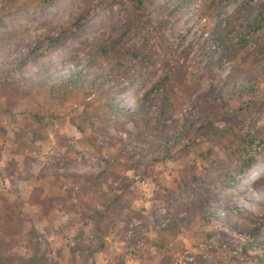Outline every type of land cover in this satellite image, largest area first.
I'll return each mask as SVG.
<instances>
[{"label":"rangeland","instance_id":"rangeland-1","mask_svg":"<svg viewBox=\"0 0 264 264\" xmlns=\"http://www.w3.org/2000/svg\"><path fill=\"white\" fill-rule=\"evenodd\" d=\"M10 1L0 0V219L18 222L20 232L0 241V264H107L118 252H127L125 264H264L259 243L264 240V144L234 186L222 187L225 173L238 162L214 137V130L228 123L241 133L264 128V51L258 68L242 76L243 83L256 82L255 92L232 99L240 83L225 85L226 78L254 41L228 63L222 47L214 46L209 56L200 50L221 20L234 28L236 39L264 0H216L206 16L201 0H143L137 19L153 27L151 42L136 28L126 33L136 0H51L35 12H8ZM77 21L83 27L76 37L36 51L40 42L73 30ZM122 35L127 45H144L147 75L139 80L128 71L95 94L109 95L130 112L124 129L102 126L95 117V125L80 132L70 119L81 105L23 95L30 82L48 86L65 78L100 42ZM259 35L264 39V32ZM107 65L88 80L105 76ZM163 100L176 113L156 122ZM161 133L183 135L154 156L143 139ZM57 135L80 151L74 161L69 160L75 152L60 146ZM88 136L95 137L100 152L81 142ZM115 156L126 170L104 184L109 206L66 211L62 200L76 189L72 177H98ZM191 170L197 180L187 178L195 186L189 192L180 182L181 173ZM34 191L39 195L30 203ZM174 218L179 231L161 248L159 228ZM211 231L218 234L208 239ZM101 243L109 249L101 251Z\"/></svg>","mask_w":264,"mask_h":264},{"label":"trees","instance_id":"trees-1","mask_svg":"<svg viewBox=\"0 0 264 264\" xmlns=\"http://www.w3.org/2000/svg\"><path fill=\"white\" fill-rule=\"evenodd\" d=\"M51 0H11L10 6L6 10L8 12L17 9H26L30 11H37L39 8L46 6ZM137 5L134 7V13L126 29V33H130L134 28L138 29L144 35L145 40L148 42L153 38V27H148L137 19L138 11L141 9L144 1L136 0ZM203 6L202 15H209L212 10H215L216 0H201ZM2 13V12H0ZM82 21H77L74 24L73 30H64L56 36L47 38L44 44L40 42L36 47L39 51L44 47L45 49H54L66 39L76 37L82 30ZM234 28L229 22L223 20L216 22L211 35L207 38L206 43L201 47L203 55H212L213 48L222 47L224 49V62L228 63L236 59L241 52L248 46L251 41H254V49L246 53L241 58V66L234 67L229 72L226 78L225 85L231 82H238L233 89L231 98L242 99L245 96L252 95L256 90V82L243 83L242 76L248 72L254 71L258 68V63L261 60V53L264 51V39L259 35L264 32V6L257 12L256 15L248 21L245 29L239 32L236 39L233 38L232 33ZM124 35V34H123ZM123 35L113 41H102L95 48L94 52L85 60L78 70L69 74L61 80H57L50 85L46 86L41 82L29 83L23 95L32 101H36L37 95H48L52 99L57 100L59 103L64 104L67 101H74L76 104L81 105V111L78 116L71 118L70 123L75 126L80 132L83 131L84 125H95L93 119L96 117L102 126L108 125L114 127L116 130L125 128V120L131 115L129 111L119 107L117 103L112 101L109 95L95 94L97 90L109 81L124 78L128 71L137 74L139 80L146 77L144 62L147 56L144 54V45H127L124 42ZM253 39V40H252ZM139 58V62H136ZM107 65V72L105 76L97 80H88V77L95 72H98ZM169 78L161 80V85H165ZM144 101H148L146 98ZM142 107V105L140 106ZM176 113V109L168 100L162 101V106L155 113L154 117L156 122H162L171 118ZM114 118L112 122L110 119ZM185 126L183 127V129ZM185 132V129L184 131ZM183 134H171L170 136H163L158 134L154 137H146L143 142L147 145L148 149L154 156L161 155L169 149V144L178 142ZM214 137L218 144L226 150L230 156L237 160L238 164L232 173H225L223 182L220 183L222 187L232 188L237 182L238 177L243 175L247 169L255 161V153L261 144H264V128H257L254 132L241 133L237 131L233 124L228 123L223 128H216L214 130ZM57 143L69 149H72L76 156L69 161H74L80 151L72 148L67 144L65 136L57 135ZM81 142L87 143L88 146L94 148L95 151L102 150L96 144L95 137H84ZM126 170V166L118 161L117 157H113L108 163L107 167L101 172L98 177L92 176H73L72 183L76 187L71 188L68 194L63 198V207L68 212H79L87 206H109L111 201V194L104 188V184L112 177H119L121 171ZM191 177L192 182L197 180L193 170L181 173L180 189L193 191L194 184L187 181ZM257 185V181L253 182ZM74 192V196L71 194ZM38 192L31 193L29 202L35 203ZM7 206L5 203L3 204ZM225 213L231 210L223 208ZM251 220L256 221L252 215H248ZM204 220H209L203 217ZM14 220L19 221V217L15 216ZM179 231V223L177 218L169 221L165 226L159 228L158 238L160 240L159 246L161 248L169 247L171 239ZM20 232L18 222H6L0 219V241L3 240L4 235L18 234ZM34 229L30 230L33 233ZM218 233L211 231L207 234V238L215 237ZM262 251H264V240H260ZM258 245V243H257ZM257 247V246H256ZM101 251H107L109 248L106 244L101 243ZM264 254V253H263ZM107 264H125L127 259V252L112 253Z\"/></svg>","mask_w":264,"mask_h":264},{"label":"built area","instance_id":"built-area-1","mask_svg":"<svg viewBox=\"0 0 264 264\" xmlns=\"http://www.w3.org/2000/svg\"><path fill=\"white\" fill-rule=\"evenodd\" d=\"M191 260V259H190Z\"/></svg>","mask_w":264,"mask_h":264}]
</instances>
